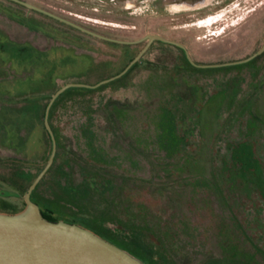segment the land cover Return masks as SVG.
Returning a JSON list of instances; mask_svg holds the SVG:
<instances>
[{
  "label": "rangeland",
  "instance_id": "374dc122",
  "mask_svg": "<svg viewBox=\"0 0 264 264\" xmlns=\"http://www.w3.org/2000/svg\"><path fill=\"white\" fill-rule=\"evenodd\" d=\"M39 3L119 39L160 33L182 42L197 63L243 59L262 42L261 33L242 35L249 28L243 7H211L206 13L212 15L189 21L185 10L162 0H141L136 7V0ZM78 37L98 47L91 53L98 64L66 83L93 85L110 77L119 50L81 32ZM220 67L195 69L177 47L154 42L116 80L90 91L69 88L51 116L57 154L37 197L59 218L147 245L155 264H238L231 260L237 254L224 251L231 245L264 264V52L240 67ZM44 80L51 85L53 78ZM33 82V89L40 87L38 79ZM33 97L23 104L36 102ZM16 105L13 91L1 89L0 107ZM4 118L3 110L0 179L25 187L47 160L50 142L37 167L23 166L18 160L25 148L18 152L5 143L19 129L6 137ZM23 171L32 175L22 179Z\"/></svg>",
  "mask_w": 264,
  "mask_h": 264
},
{
  "label": "flooded vegetation",
  "instance_id": "af4514ba",
  "mask_svg": "<svg viewBox=\"0 0 264 264\" xmlns=\"http://www.w3.org/2000/svg\"><path fill=\"white\" fill-rule=\"evenodd\" d=\"M37 1L0 0V90L10 88L15 94L18 104L20 103V105H16L17 107L12 108V110H10L8 107H0V114L4 110L5 115V118L3 120V133L7 137L9 135V132L12 131L13 133H15V128H17V130L19 129L17 138L10 141L5 140V143L7 142L9 148H14L18 152L19 148H25V151H23L25 157L24 159L18 160V162H20L23 166H27L28 168L37 167L40 164L39 158H41V154L46 146V139H48L50 142L48 152L49 155L51 152L52 140L44 123L46 106L50 100L51 95L58 88L66 84L68 80L78 76L80 69H82V73L86 74L89 70L94 68L96 64H98V61H96L94 56L91 54L98 50V47L93 43L81 40L78 37V32L104 41L110 46L119 50V56L117 57L113 65V68H115V72H113L112 75H115L122 69H124L126 65L147 43L146 39L133 43H120L105 40L89 33L83 32L78 28L64 21L56 19L55 17H52L46 13L29 8L22 3L28 2L34 4L60 17L72 21L71 19L65 17L66 14L59 11L60 8L44 6L39 3L43 2V0ZM154 1L158 2L159 0ZM139 2H141V0H136V4H133L132 7H136L137 5L140 6L141 3ZM186 2L187 3L185 6L187 7V10H185L183 15H186L189 21H193L194 19L204 20L208 17V15H212L213 13H206L207 10L211 7L213 9L217 7V12L223 10L230 12L241 9L242 7L245 8L247 13L245 18L247 20V25H249V28L245 31V33H241L242 35L261 33L262 42L259 45L258 49L263 45L264 22L257 30V32L255 25L259 20L264 21V0H187ZM229 5L233 6V8L228 9ZM157 9H159L158 6ZM243 13L244 12L242 10L241 14ZM72 22L76 23L75 21ZM147 33L156 32H146L135 38L120 40H139ZM105 36L112 37L109 35ZM154 42L162 41L153 40L144 51V53L148 50L149 47H151ZM167 44L177 47L185 55L182 48L174 44ZM79 50H81L82 53L79 54ZM134 64H132V66ZM50 76L53 78L52 84H43L45 82L44 79H48ZM35 78L40 81V87L33 89V80ZM29 79H31V81L26 82V80ZM64 79L65 82L55 90H53V93L48 91L51 90L56 83L63 81ZM18 80L20 81L19 83L17 82ZM22 85L25 86H23L22 88ZM29 86L31 88H28ZM4 91L1 95L2 97H6L7 95V93H5L7 91ZM62 93L55 98L48 110V122L55 137L56 151L58 139L51 124V116L55 107L53 105L54 103L57 104L58 100L62 97ZM31 94H35V97L33 98L36 99V102L30 105L23 104V101H26L29 96H31ZM46 99H48V101L43 104L42 100ZM5 119H7V121ZM7 129H10V131H7ZM55 155L53 158V162L55 159ZM46 163L47 160L45 161L43 166L40 167L38 173L43 169ZM47 171L45 172V174L47 173ZM38 173L34 177H36ZM30 175L32 174L29 171H23L21 177L22 179H27ZM28 186L23 187L21 184L14 182L12 179H0V205L2 206V208H5L6 211L19 210L24 205V201L21 199V196L23 192L28 188ZM32 192L30 194L31 200L37 203L40 210L43 211V204L37 197L32 195Z\"/></svg>",
  "mask_w": 264,
  "mask_h": 264
},
{
  "label": "water",
  "instance_id": "95a60500",
  "mask_svg": "<svg viewBox=\"0 0 264 264\" xmlns=\"http://www.w3.org/2000/svg\"><path fill=\"white\" fill-rule=\"evenodd\" d=\"M186 1L162 0L165 5L178 8V10H187ZM22 3L29 8L46 13L83 32L105 40L133 43L146 39L147 43L119 73L93 85L68 82L51 95L44 116L45 127L52 140L51 152L43 169L23 192L21 199L24 201V205L16 211L0 210V264H147L127 249L118 246L80 223L69 222L64 219L56 221L47 219L42 215L38 204L31 200L32 190L52 164L56 152L55 137L48 122L50 106L59 94L70 87L95 88L122 76L142 56L153 40H160L182 48L187 60L192 65L202 68L247 62L264 51V41L259 49L243 59L223 63H197L192 59L184 44L160 34L147 33L141 39L135 41L115 39L92 31L34 4Z\"/></svg>",
  "mask_w": 264,
  "mask_h": 264
},
{
  "label": "trees",
  "instance_id": "16d2710c",
  "mask_svg": "<svg viewBox=\"0 0 264 264\" xmlns=\"http://www.w3.org/2000/svg\"><path fill=\"white\" fill-rule=\"evenodd\" d=\"M183 57H184V60L186 61V63H187L188 65H190L191 67H194L195 69H201V70H203V69H219V68H212V67H210V68H198V67L192 65V64L187 60V58L185 57L184 54H183ZM257 57H258V56H257ZM257 57H255V58H257ZM255 58H254V59H255ZM254 59H252V61H253ZM244 64H246V62H244V63H240V64L228 65V66H225V67H240V66H242V65H244ZM132 67H133V66H132ZM225 67H220V68H225ZM130 68H131V67H130ZM122 76H123V75H122ZM115 80H116V79H115ZM113 81H114V80H113ZM111 82H112V81H111ZM104 85H106V84H102V85H100L99 87H103ZM70 88H71V87H70ZM76 88H81L82 90H87V91L92 90V88H86V87H76ZM68 89H69V88H68ZM68 89H66V90L62 93V95L65 94V93L68 91ZM62 95H61V96H62ZM55 104H56V103H54L53 106H55ZM56 154H57V153H56ZM236 154H237V155H244V153H242L241 151H237ZM55 157H56V155H55ZM54 161H55V159H54ZM53 163H54V162H53ZM52 166H53V164L51 165V167L48 169L47 172H49V171L51 170ZM45 175H46V174H45ZM45 175H44L43 178L37 183L36 187L34 188V190H33V192H32V195H33V196L37 197V191H38V188H39V186H40L41 181L44 179ZM31 181H32V180H30L29 183H28L25 187H27V186L31 183ZM259 184H260V185L263 184L262 181H261L260 179H259ZM261 190L264 192V184L261 186ZM37 198H38V197H37ZM38 199H39L40 202L43 204V211H41V213H42V215H43L44 217H46L47 219L52 220V221H56V220H58V219H64V218H59V217H57V216L55 215L54 211L51 210V208H50L49 205L45 202L44 199H41V198H38ZM43 202H44V203H43ZM12 211H16V210H12ZM64 220L69 221V222L80 223V224H82V225H84V226H86V227H88V228L94 230L95 232H97L98 234H100V235L103 236L104 238L110 240L111 242L117 244L118 246L127 249L128 251H130L131 253H133L134 255H136L137 257H139L140 259H142L143 261H145L147 264H155V263H154V259H153V257H152V250H151V248H149L147 245H145V244H143V243H140V242H138V241L135 240V241H130V244H129V243L126 244V243L120 242V241L117 240L116 238H113V237H111V236H109V235H107V234L101 232L100 230H97V229H95V228H93V227H89L88 225L83 224V222L81 223V222H78L77 220H72V219H70V220H69V219H64ZM131 242H132V243H131ZM224 251L226 252V255H227V254H228V255H229V254H231V255L237 254V256H234V257H236V258H234V260H233V259H231V260L237 262L238 264H254V263H252V262H254V257H255V255H245V254H243L242 252H240V251H239V248L236 247V246H232V245H231L230 247H224ZM228 259H229V258H228ZM250 260H251L252 262H250ZM255 264H258V263H255Z\"/></svg>",
  "mask_w": 264,
  "mask_h": 264
}]
</instances>
